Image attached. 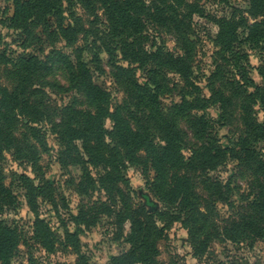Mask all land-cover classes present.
Masks as SVG:
<instances>
[{
	"label": "trees",
	"instance_id": "obj_1",
	"mask_svg": "<svg viewBox=\"0 0 264 264\" xmlns=\"http://www.w3.org/2000/svg\"><path fill=\"white\" fill-rule=\"evenodd\" d=\"M10 1L13 15L6 19L7 27L21 44L15 57L0 51V264H15L18 242L25 236L17 222L2 218L17 208L10 187L3 184L1 163L5 153L11 152L15 161L30 166L39 179L38 164L47 149L48 134L56 141L60 166L80 168L81 180L76 184L79 193L97 185L108 201L98 207L107 209L111 225L116 229L125 222L129 225L125 236L119 231L113 239H122L129 249L105 264H156L157 243L175 223L186 231L196 258L207 253L212 239L234 245L264 242V159L258 151V144L264 143V59L256 70L260 79L256 84L249 76L248 56L240 50L237 34L238 28L247 31L251 49L264 54V0H247L251 15L262 17L260 22L237 25L225 18L214 21L218 51L206 78L207 98L202 97L193 77L191 16L198 11L194 5L183 0ZM95 4L105 18L104 29L95 31L97 36L90 43L82 41L74 49L73 61L53 50L42 62L40 53L45 46L40 36L50 41L59 38L72 46L80 35L85 40L89 31L83 30L77 11L80 8L94 16ZM145 23L172 35L177 53L161 47L147 51L146 36L142 37ZM96 41L100 44L97 50ZM100 54L107 56L116 82L126 91L123 104L114 103L106 89L92 82L89 66L96 67ZM82 55L91 58L86 60ZM137 72L144 74L143 84L137 82ZM168 74L178 76L182 83L180 102L162 109L158 100L174 91L168 87ZM53 93L60 96L59 100L51 98ZM64 95L69 101L58 103ZM214 106L220 111L221 125L234 110L240 111L242 131L227 148L220 146L206 115ZM227 159L236 163L238 176L248 174L252 179L246 203L238 206L232 218L221 220L223 225L218 227L214 205L229 195V183L212 182L209 173ZM129 167L146 179L159 210L148 214L142 207L131 208L129 200H124L117 184L123 182L121 171ZM89 169L99 171L96 178ZM17 180L34 217L29 239L46 254H54L58 234L40 219L37 205L38 198L53 205L52 186L43 179L33 184L35 179L25 174ZM205 190L209 195L203 198ZM72 220L76 227L86 228L92 223L84 209ZM78 232L64 231L63 243L59 244L63 249L69 245L76 256L74 264H88L79 252ZM33 262L28 257L17 264Z\"/></svg>",
	"mask_w": 264,
	"mask_h": 264
},
{
	"label": "rangeland",
	"instance_id": "obj_2",
	"mask_svg": "<svg viewBox=\"0 0 264 264\" xmlns=\"http://www.w3.org/2000/svg\"><path fill=\"white\" fill-rule=\"evenodd\" d=\"M144 1L148 3L152 0ZM183 3L194 5L198 10L197 13H193L191 16L192 33L190 40L195 43L193 77H195L194 80L201 90L202 97L207 98L209 94L205 88L206 78L213 68L212 62L215 60L218 51L215 42L218 28L214 21L225 18L237 22V25H242L244 21L249 24L260 22L262 17L251 15L247 0H183ZM12 15L13 5L11 1L0 0V51H4L10 57H15L20 52L19 45L21 41L16 33L7 27L8 22H6V19ZM77 16L81 21L83 30L89 31L85 36V40L82 37L83 35H80L76 44L72 46L62 39L58 38L55 41H50L41 35L40 38L45 46L43 52L40 53L42 62L46 61L48 53L53 50L61 52L73 61L74 49L81 46L82 41L87 42V44L90 43L97 36L95 31H102L106 24L98 4H95L94 16L86 14L80 8H78ZM145 27L146 32L142 34V37L146 36L144 48L147 51H153L155 48L161 47L164 50L177 53L175 39L172 35L157 31L148 23H145ZM91 31H94V35H91ZM237 34L239 48L248 56L249 76L256 84H259L260 79L256 70L261 65L264 54L262 55V51L251 49L252 43L247 39V31L238 28ZM99 46V42L96 41V50L99 49ZM82 56L86 57L85 55ZM87 58L91 57H86V60H89ZM108 63L107 56L100 54L99 63L95 65L96 67L89 66L92 82L106 89L114 103L123 104L126 100V91L116 82ZM1 76L0 72V81L2 82ZM136 76L137 82L143 84L144 74L137 72ZM167 81L168 87L174 88V91L158 100L162 109L180 102L178 94L182 83L179 77L168 74ZM51 98L59 100L60 96L53 93ZM67 101H69V97L65 96L58 103ZM219 114L220 111L217 106H214L207 110L206 115L213 125L220 146L227 148L242 131L240 111L234 110L231 113L232 115L225 122H222V125L218 122ZM109 125V123H106L107 127ZM181 127H184V125L182 124ZM45 141L47 149L45 153H42L43 155H41L38 164L40 168L39 179L36 177L37 175L32 174L33 170L30 166L21 163V161H15L11 152L5 153L4 160L1 163L4 174L3 184L10 187L17 208L15 213H6L2 218L7 219L8 222L11 220L17 222L21 228L19 231L25 235L18 242L13 262L17 264L25 261L28 257H32L33 264H74L76 256L72 253L73 251L69 245H66V249H63V245L59 243H63L64 231L73 232L75 229L79 230L77 234L79 252L88 260V264H105L110 257L119 256L126 252L129 245L122 239L119 241L113 239L119 236V231L122 237L127 234L128 223L125 222L121 229L118 226L117 229L112 226L110 219L106 217L107 209L98 207L102 202L108 203V201L106 202V195L98 189L97 185H94V188H87L83 194H80L76 189V184L81 180L80 168L76 165H68L66 168L61 167L58 162V147L54 137L48 134ZM258 151L264 159V143L258 144ZM183 154L187 155L185 152ZM235 165L236 163L227 159L222 166L209 173L212 182L223 185L229 183V195H223V203L214 205L213 212L217 214L215 223L218 227L223 225L221 220L227 221L237 213L238 206L246 203L245 198L249 194L248 184L251 182L252 177L248 174L238 176ZM89 170H91L90 175L96 178V172L99 171ZM22 174H25L31 180L35 179L33 184L43 179L52 186L54 191L53 205L42 198L37 199V205L39 206L38 215L40 219L49 225L51 231L58 234L54 254H46L39 244L29 239L34 217L25 205L24 191L21 183L17 180L18 176ZM120 176L123 182L117 184L118 188L124 195V200H129L131 208L138 209L142 207L148 214L160 209L159 202L147 190L146 179L136 168H126L121 171ZM149 176H153L151 170ZM201 195L206 198L209 195L208 190L203 191ZM118 206L120 207L121 204H118ZM82 209L86 210L88 218L92 220V223L86 228L81 225L76 227L75 222L72 220ZM202 210L204 211L203 208ZM209 212L210 210L207 209V213ZM208 244L206 254L199 258L193 257L187 241L186 231L182 229L180 224H172L170 229L165 232V237L157 243L159 255L156 257V264H244L245 262L264 264V242L262 241H255L252 245L249 241L234 245L228 241H221V239H212Z\"/></svg>",
	"mask_w": 264,
	"mask_h": 264
}]
</instances>
